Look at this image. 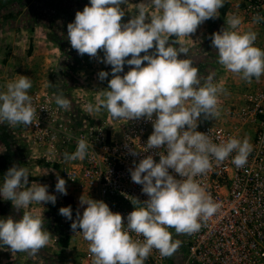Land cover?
Wrapping results in <instances>:
<instances>
[{
	"label": "clouds",
	"instance_id": "obj_1",
	"mask_svg": "<svg viewBox=\"0 0 264 264\" xmlns=\"http://www.w3.org/2000/svg\"><path fill=\"white\" fill-rule=\"evenodd\" d=\"M127 3L90 0V6L76 12L74 22L67 25V39L81 57L87 54L111 66V73H98L101 82L109 75L112 78L103 98L95 105H86L87 112L106 110L113 120L151 122L153 132L145 153L166 148V154L159 155L158 163L148 155L130 169L132 182L142 186L148 199H135V210L127 215L126 226L125 218L113 213L105 202L84 196L79 200L83 213L77 210L74 221L71 206L59 209L62 217L73 221L71 230L88 242L93 264H144L153 249L162 257H171L181 242L173 240L169 229L177 235L194 234L220 207L195 177L210 171L213 161L223 163L233 152L236 155L232 163L242 168L252 151L246 138L241 141L230 137L216 144L197 131L201 118L219 116V94L225 89L213 83L214 74L202 82L193 61L178 58L181 54L188 56L189 49L174 47L169 41L170 37H190L204 22L218 18L224 0H151L157 12L150 20L141 3L138 14L123 23L126 14L121 6ZM261 19L254 17V22ZM227 23L233 30L223 28L211 36V46L218 50V63L245 82L258 81L264 75V50L254 46L256 33L235 31L241 24L237 17ZM152 49L155 51L149 54ZM99 52H103L102 59ZM125 65L130 70L121 76ZM31 88L32 80L27 76L6 84V91L0 92V123L33 125L37 110L29 95ZM55 102L65 111L71 107L62 91L57 92ZM88 148L89 143L79 139L76 151L64 154L65 161L85 158ZM130 154L139 153L130 149ZM170 169L180 179L170 174ZM28 183V169L14 165L4 175L0 198L11 201L18 211L33 203L55 205L57 197L49 194L47 185L33 183L27 187ZM55 190L68 194L66 181L58 174ZM131 233L142 236L143 241L133 239ZM50 239L44 219L29 212H23L18 221L12 217L0 219V246L12 252L36 256Z\"/></svg>",
	"mask_w": 264,
	"mask_h": 264
},
{
	"label": "built area",
	"instance_id": "obj_2",
	"mask_svg": "<svg viewBox=\"0 0 264 264\" xmlns=\"http://www.w3.org/2000/svg\"><path fill=\"white\" fill-rule=\"evenodd\" d=\"M56 94L42 83L29 93L37 110L33 125L7 124L13 138L24 145L28 161L46 172L35 183L47 185L49 194L55 195L62 206L65 198L71 197L73 221L77 210L83 213L79 200L84 196L105 202L113 213L125 218L126 226L127 215L135 210V199L141 202L148 199L142 193V186L132 182L130 169L148 155L158 163L166 148L145 153L153 132L152 123L145 119L113 120L107 111L93 115L87 112L86 105L82 107L71 101L70 109L65 111L56 104ZM241 98L238 106L226 109L227 123L199 122L197 131L220 144L230 137L243 141L247 138L245 127L252 126L253 137L249 142L252 151L246 165L237 168L232 163L236 155L233 152L223 163L217 165L213 161L210 171L195 177L213 202L220 205L217 213L202 222L194 234L177 235L174 229H169L173 240L181 242L177 252L162 257L153 249L144 264H264V88L246 90ZM81 138L89 143L85 158L65 161L64 154L74 153ZM130 149L139 154L131 155ZM169 171L180 179L173 170ZM57 174L70 189L66 196L55 190ZM131 235L143 241L142 236ZM71 237L64 249L65 264H93L88 242L73 231Z\"/></svg>",
	"mask_w": 264,
	"mask_h": 264
},
{
	"label": "crops",
	"instance_id": "obj_3",
	"mask_svg": "<svg viewBox=\"0 0 264 264\" xmlns=\"http://www.w3.org/2000/svg\"><path fill=\"white\" fill-rule=\"evenodd\" d=\"M222 9H219L218 18L209 19L204 22L198 27L196 33L190 35V37L176 38L177 47H186L189 49L188 56L182 55L184 59H191L195 64L205 63L210 65L218 63V50L211 46L212 41L208 43L206 40L211 39L209 38L210 34L212 36L213 33H218L223 28L233 30L229 28L227 23L228 19L232 17H237L241 20V24L235 31H238L240 34L249 31L255 32L257 38L254 46L264 50V19H261L259 22H254V17L259 16L264 18V0H258L257 7L250 5V0H224ZM23 31L26 32L23 26L19 28L15 25L14 20H8L2 28L0 27V74L2 75L0 92L6 91V84L9 81L17 80L19 76H27L32 80V88L29 90L30 93L36 87L40 86L48 72L52 71L50 67L54 61L48 59L47 54H39L37 51L34 54L35 56L27 57L26 59V55L22 52L24 44L22 41H16V35ZM204 40L206 44L203 43ZM204 44L206 47H204ZM208 70H210V67H208L202 79L213 74L212 71ZM55 74L60 75L57 72ZM214 80L216 81L214 82ZM213 82L217 85H222L225 89L224 93L219 94L220 114L214 119L204 120L201 118L200 123L224 125L228 121L226 109L229 108L230 110L238 106L242 102L241 95L246 90L264 88V75L258 81L253 79L251 83H248L220 65L218 75L213 76ZM245 130L247 134L246 139L250 142L254 129L252 126H248L245 127ZM4 133L11 135L7 123H0V185L3 184L4 175L11 166L15 165L27 169L30 167L24 145L18 143L14 138L9 140ZM7 150L10 153L2 157ZM29 174H31V171ZM30 176L35 177L37 175L32 172ZM33 183H35L34 180L30 182V186ZM40 211L41 205L35 203L18 211L14 209L11 201H5L3 198H0V219L12 217L18 221L22 218L23 212H29L32 215L39 216ZM65 256L64 249L61 251V249L44 247L36 256H29L24 252H12L7 246H0V264H65L67 263Z\"/></svg>",
	"mask_w": 264,
	"mask_h": 264
},
{
	"label": "rangeland",
	"instance_id": "obj_4",
	"mask_svg": "<svg viewBox=\"0 0 264 264\" xmlns=\"http://www.w3.org/2000/svg\"><path fill=\"white\" fill-rule=\"evenodd\" d=\"M9 2L7 7L0 9V27L2 28L8 20H14L15 25L19 28L23 26V29L26 30V32L23 31L16 35V41H22L24 44L22 52L26 55V59L35 56L34 54L38 51L39 54H47L48 59L54 61L50 67L52 71L48 72L46 78L41 82L46 83L47 87L56 93L62 91L63 95L72 103L78 102V105L81 104L82 107L90 103L95 105L99 99L103 98V92L106 91L108 80L112 76L109 75L107 80L101 82L98 79V73L100 71L111 73V66L100 63L87 54L81 57L71 48L67 39V25L74 22L76 12H82L85 6H90V0H18L15 3L10 0ZM141 3L145 6V13L149 20L152 15L156 14L157 10L151 5V0H128L126 5L121 6L126 14L123 23L138 14L137 6ZM257 3L258 0H250V5L254 7H257ZM209 38H211V34ZM169 41L173 43L174 47H177L176 41H172L170 38ZM206 41L210 43L211 39ZM203 43L206 44L205 40ZM205 44L204 47H206ZM154 51L155 49L149 50V54ZM182 55L178 58L184 59ZM99 57L103 58V52H99ZM130 58L129 56L126 59ZM193 66L199 69L202 82L204 81L202 76L207 72L208 67H210L208 71H212L215 76L218 75L220 67L218 63L208 65L205 63L195 64L194 62ZM129 70L130 66L125 65L124 72L120 75L123 76ZM56 72L60 75L55 74ZM92 114L96 115L97 113ZM7 137L9 140L13 138L12 134H8ZM28 163L30 164L28 172L31 171V174L33 172L37 175L33 177L29 174L27 187H30L31 181H39L40 176H45L46 172L36 169L30 162ZM66 189L67 193L70 192L69 187ZM76 202L78 204V200ZM61 207L65 206L57 201L55 205L42 203L39 216L44 219L45 230L51 234L50 243L45 247L63 251L61 242L66 238L69 240L72 238V230L71 227H67V223L70 221L59 214Z\"/></svg>",
	"mask_w": 264,
	"mask_h": 264
},
{
	"label": "trees",
	"instance_id": "obj_5",
	"mask_svg": "<svg viewBox=\"0 0 264 264\" xmlns=\"http://www.w3.org/2000/svg\"><path fill=\"white\" fill-rule=\"evenodd\" d=\"M10 0H0V9H3V8H5V7H7L8 5H9V2ZM16 1H18V0H13V3H15ZM221 10H223L222 8H221ZM170 40H172V41H175L176 40V37H170ZM8 153H10L8 150L2 155V157H4V156H6V155H8ZM12 153V152H11ZM11 167H13V166H11ZM10 167V168H11ZM68 206H71V208H72V213H73V215H74V203H73V199L71 198V197H66L65 198V207H68ZM71 226V223H67V227L69 228ZM68 243H69V239L68 238H66L65 240H63L62 242H61V246L63 247V249H66L67 248V246H68Z\"/></svg>",
	"mask_w": 264,
	"mask_h": 264
}]
</instances>
